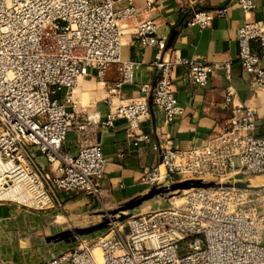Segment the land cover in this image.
<instances>
[{"label": "built area", "instance_id": "obj_1", "mask_svg": "<svg viewBox=\"0 0 264 264\" xmlns=\"http://www.w3.org/2000/svg\"><path fill=\"white\" fill-rule=\"evenodd\" d=\"M145 1L152 8L157 0ZM233 4L245 13L256 7L254 0H221L219 7L194 9L187 23L208 27ZM140 13L134 0H0V202L47 210L55 206L54 191L85 193L101 201L108 160L100 145L86 137L77 154L67 152L70 131L98 123L109 126L123 117L138 144L149 138L137 129L151 105L163 112L167 123L184 114L172 83L175 65L188 64L190 81L199 86H206L219 68L229 76V62L184 59L156 34L153 20L142 19L133 35L142 48H155L157 77L141 86L144 95L123 97V85L132 83L141 63L121 56L122 23ZM237 41L239 61L252 74V85L264 86V21H247ZM113 66L118 77L110 80ZM91 71L111 93L104 121L77 109L75 87ZM225 100L232 109L224 130L203 145L164 147L160 162L142 177L150 190L194 179L216 186L176 190L166 195L178 200L140 213L128 211L123 220L102 204L108 228L79 237L77 247L39 264H264V214L252 204L249 189L225 185L264 174V136L255 135L257 111L235 105L231 87ZM32 148L46 158V171ZM230 176L238 178L221 180Z\"/></svg>", "mask_w": 264, "mask_h": 264}, {"label": "crops", "instance_id": "obj_2", "mask_svg": "<svg viewBox=\"0 0 264 264\" xmlns=\"http://www.w3.org/2000/svg\"><path fill=\"white\" fill-rule=\"evenodd\" d=\"M254 1L256 7L252 12L245 13L233 4L226 14L215 17L208 27L201 28L188 25L191 12L219 7L221 0H157L152 8L147 7L145 0H134L141 13L136 19L122 23L121 56L141 64L133 71L132 83L123 85V97L144 95L141 86L153 84L157 77V69L152 64L155 48H142L133 35L135 26L142 19L153 20L157 25L156 34L164 37L169 49L184 59H198L211 64L229 62V76L225 68H219L206 86H199L190 81L188 64L175 65L172 83L184 114L167 123L163 112L151 105L149 114L142 118L137 129L149 138L138 144L134 143V137L128 130L129 123L123 117L115 119L109 126L98 123L84 131H70L65 143L67 152L77 154L81 139L86 137L100 145L108 160L107 173L100 185L101 201L85 193L54 191L55 209L47 213L15 202H0V260L21 264L44 262L47 245L43 240L49 232L50 221L92 215L100 211L102 204L116 209L146 194L150 189L142 181L143 174L160 162L164 147L188 149L203 145L215 133L224 130L232 109V103L225 100L229 87L234 92L235 105L252 107L257 111L255 135L264 136V86L252 85V74L242 68L238 58L240 27L250 20L264 21V0ZM252 47L259 51L256 42ZM107 76L110 80L116 79L117 67L113 66ZM74 93L78 111L95 114L101 121L107 118L111 105L105 100L111 93L99 82L94 71L78 82ZM112 100L114 105L118 103L116 98L112 97ZM31 150L38 166L46 171V158L37 148ZM50 168L54 171L55 165ZM238 181H245L241 183L252 187L249 189L252 204L264 214V174L239 178ZM156 202L154 198L148 206L157 208ZM44 223L48 226L45 227Z\"/></svg>", "mask_w": 264, "mask_h": 264}, {"label": "rangeland", "instance_id": "obj_3", "mask_svg": "<svg viewBox=\"0 0 264 264\" xmlns=\"http://www.w3.org/2000/svg\"><path fill=\"white\" fill-rule=\"evenodd\" d=\"M238 177H227V178H223L221 179L222 181H233L234 179H237ZM237 182H245V181H237ZM155 200L157 201V205H163L164 203L167 204L169 203V201H175L178 200V198H173L172 195H165L163 198L162 196L158 195L156 197H154ZM153 198V199H154ZM152 200V199H151ZM149 201H145L143 202L141 205H139L138 207H136L134 210H132L134 213H140V212H144L147 211L149 209H154V208H150L149 205ZM26 207V206H25ZM28 208V207H27ZM55 209V207L47 209V210H37L38 212H43V213H47L50 210ZM113 210V209H112ZM104 216L102 211L100 210L99 212L93 213L92 215H81L80 217H76V218H70V217H61L60 219H58L57 222L55 221H50V229L48 230L49 232L46 234V238L43 240L44 243H46V253H45V259L48 260L49 258H51L52 256L56 255L59 251L62 250H66L69 248H73V247H77L80 244V241L77 239L76 241H72V233H74V230L76 228L79 227H87L96 223H99L103 220ZM45 227H47V223H44ZM71 230L72 233L68 235V237L66 239H59L57 236L58 234L65 232V231H69ZM90 235H95V233L90 234ZM84 237V236H83ZM89 237V236H86ZM64 245V248H60V246ZM60 248V249H59ZM59 249V250H58ZM35 258H38L37 256H35ZM39 259V258H38ZM45 260V261H46ZM39 264V263H37Z\"/></svg>", "mask_w": 264, "mask_h": 264}, {"label": "water", "instance_id": "obj_4", "mask_svg": "<svg viewBox=\"0 0 264 264\" xmlns=\"http://www.w3.org/2000/svg\"><path fill=\"white\" fill-rule=\"evenodd\" d=\"M217 184L215 182H203L200 179H194V180H187L183 182H178L175 184H172L170 187H160V188H153L149 190L146 194L138 196L130 201H127L126 203L122 204L120 207L110 210V214L115 216L119 215V219L123 220L126 218V212L134 210L136 207L141 205L143 202L153 199L154 197L160 195L164 196L168 193H172L176 190H186L190 188H207L216 186ZM226 186H235L239 188L244 189H251L252 187H249V185L245 183H235V184H225ZM109 226V219L103 218V220L99 223L87 226V227H79L74 230V233H72L71 230L62 232L58 234L59 239H66L69 234L72 236V241H76L79 237L87 236L90 234H93L95 232H98L100 230L106 229Z\"/></svg>", "mask_w": 264, "mask_h": 264}, {"label": "bare ground", "instance_id": "obj_5", "mask_svg": "<svg viewBox=\"0 0 264 264\" xmlns=\"http://www.w3.org/2000/svg\"><path fill=\"white\" fill-rule=\"evenodd\" d=\"M7 196H13V193H6ZM39 199H42L41 197H39ZM29 203L28 204H31L32 205V202L31 201H28Z\"/></svg>", "mask_w": 264, "mask_h": 264}]
</instances>
